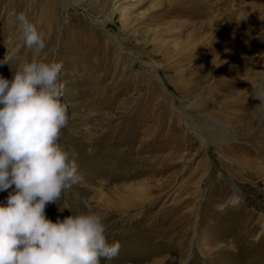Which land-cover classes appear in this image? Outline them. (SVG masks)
I'll return each instance as SVG.
<instances>
[{
	"label": "rangeland",
	"instance_id": "rangeland-1",
	"mask_svg": "<svg viewBox=\"0 0 264 264\" xmlns=\"http://www.w3.org/2000/svg\"><path fill=\"white\" fill-rule=\"evenodd\" d=\"M123 3L134 1L0 0V76L63 65L58 142L83 181L47 218L90 207L121 244L101 264H264V109L251 83H264V0H144L131 26ZM19 12L45 34L39 55L19 40Z\"/></svg>",
	"mask_w": 264,
	"mask_h": 264
},
{
	"label": "clouds",
	"instance_id": "clouds-1",
	"mask_svg": "<svg viewBox=\"0 0 264 264\" xmlns=\"http://www.w3.org/2000/svg\"><path fill=\"white\" fill-rule=\"evenodd\" d=\"M30 7V4H29ZM22 45L35 55L45 34L26 12L13 13ZM9 53L0 64H9ZM63 65L55 60L21 64L11 80L0 76V192L14 189L0 204V264H101L115 259L119 241L109 242L102 218L87 213L56 222L45 209L83 177L70 153L58 142L69 121L63 100ZM253 98L264 109V83Z\"/></svg>",
	"mask_w": 264,
	"mask_h": 264
},
{
	"label": "bare ground",
	"instance_id": "bare-ground-1",
	"mask_svg": "<svg viewBox=\"0 0 264 264\" xmlns=\"http://www.w3.org/2000/svg\"><path fill=\"white\" fill-rule=\"evenodd\" d=\"M133 1H134V3H131L128 6H126L125 3H123L117 9V11L120 12V15L124 19V21L127 20L126 21L127 22V24H126L127 26H131L133 22H138V20H141L146 14V11H144V12H141V13H138V14L135 15V12L142 6V4L144 3V0H133ZM2 6H3V4L0 5V8L4 9V11H6L7 8L6 7H2ZM130 14H132V16H129ZM129 18H131V19H129ZM93 22H96L97 24H101V23H99L98 20H95V19H93ZM108 37H109V39L113 40V44H115L116 46H119V43L116 41V39L113 36L108 35ZM119 48H120V50L123 51V48H121V46ZM206 129H207V127H206ZM208 129L210 130V128H208ZM212 131H214L215 137H217L216 138L217 140L223 141V139L225 137L223 136V134H221L220 131H218V129H214L212 127ZM129 146H130V149H132L134 147V145L132 146V144H129Z\"/></svg>",
	"mask_w": 264,
	"mask_h": 264
}]
</instances>
